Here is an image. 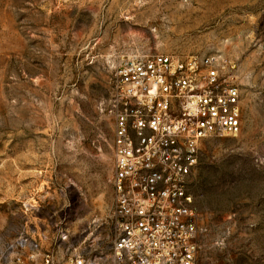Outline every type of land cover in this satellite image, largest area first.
<instances>
[{
	"label": "rangeland",
	"instance_id": "obj_1",
	"mask_svg": "<svg viewBox=\"0 0 264 264\" xmlns=\"http://www.w3.org/2000/svg\"><path fill=\"white\" fill-rule=\"evenodd\" d=\"M220 54L242 131L205 141L198 264H264V0H0V242L62 226L109 250L113 58Z\"/></svg>",
	"mask_w": 264,
	"mask_h": 264
},
{
	"label": "built area",
	"instance_id": "obj_2",
	"mask_svg": "<svg viewBox=\"0 0 264 264\" xmlns=\"http://www.w3.org/2000/svg\"><path fill=\"white\" fill-rule=\"evenodd\" d=\"M113 63L110 249L73 248L57 226L0 242V264H198L193 184L205 141L242 131L237 64L220 54L140 53Z\"/></svg>",
	"mask_w": 264,
	"mask_h": 264
}]
</instances>
